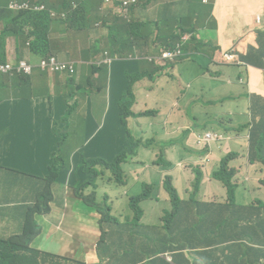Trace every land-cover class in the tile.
Wrapping results in <instances>:
<instances>
[{
	"label": "crops",
	"instance_id": "0c3cea01",
	"mask_svg": "<svg viewBox=\"0 0 264 264\" xmlns=\"http://www.w3.org/2000/svg\"><path fill=\"white\" fill-rule=\"evenodd\" d=\"M15 1L28 2L29 0ZM118 1L120 0H114V3ZM160 1L136 0L139 4L138 7L131 11L127 18H119L117 24H123L124 22L130 24L132 19L139 16L135 12L137 9L146 3H150V7H154ZM0 2L4 4L8 3L6 0H0ZM105 3L111 4V0L109 2L105 0ZM208 5L211 8V18L215 21L214 24H216L214 29L205 25L207 24V15L202 14L203 7ZM240 6L256 10L264 7V0H170L169 4L163 5V11L167 15H170L168 19L170 26L163 27L162 31L165 40L179 34L176 28V20L183 19L181 15L185 14L186 11L198 13L199 18L204 17L203 25L200 24L201 19L200 21L186 19L187 29H194L193 39H191L190 35L183 37V39L188 38L183 46V58L175 64H170L173 65V70L170 74L167 73L166 78L162 75L166 72L164 71L154 76L152 82L145 79L132 87L134 97H132L130 109L134 110L135 113L133 115L135 118L134 120H127L129 130H126V135L128 139L134 137L131 136L132 133L137 138L149 140V146L143 144L141 147L147 149L145 152L147 156L153 154L154 157L156 155V151L151 150L154 145L152 137L156 133L151 116L159 113V109L157 108L158 101L169 104V108H163L166 119L162 123V126H166L167 131L165 135L162 134L161 148L158 149L163 153L167 151L169 155V160H165L167 166L163 167V173H161L159 178H163V181L165 176L170 179V170L178 175L183 174L186 171L185 168L181 169L183 163H186L183 160L185 158L190 160L195 157L185 150L179 151L180 145L170 146L171 141L181 139L182 133L186 132L187 139L196 150V154L202 151L207 153L206 163L200 160V158H196L194 161V163L204 164L207 172L210 169L207 164L211 162V159H218L215 151L222 144L214 143L211 147L203 150L202 145L198 147V143L195 141L197 137L203 138L204 134L207 133V130L204 133L199 132L200 127L204 126L208 128V126L213 124V121L211 118H208V114L202 117L196 111L188 109L191 97H197L198 91L202 90L203 92L201 87L195 86L200 74V68L199 64L193 63L191 58L197 57L208 60L216 67L218 70L216 74H221L223 80L228 82V84L220 86L222 92H229L233 97L245 94L250 96L261 92L252 90V72L256 69L250 68L239 60V56H245L250 47L256 49L253 46L256 43V39L249 36L238 45L230 41V39H235L233 33L230 32V23L234 14L237 13L235 12L231 18V10ZM116 7L115 4L114 7H107L105 12L106 24H91L90 27L83 28L85 30L83 32L81 30H74V24H67L73 28L70 30H73L76 34L86 36V42L95 46L91 54L85 57H79V52H75L77 49L80 50L79 44L84 39L83 37L69 33V31L64 29L65 26L63 24L50 28L52 29L50 32L46 31L47 36L43 46L47 44L50 56L55 57L58 61L74 63L71 71L50 74L35 69L32 75L28 77V83L21 92L24 99L16 97L20 93L16 92L14 88V78L6 79L8 81L7 86L0 89V166L5 168V170H0V174L3 173L7 176V179L0 180L1 214L3 219H9L7 222L8 228H16L15 234L7 232L9 233L8 238L22 231L28 211L36 203L41 204L39 203L40 199L46 191L44 178L47 176L48 169L55 157L58 160L55 165L57 178L51 185L52 201L49 204L50 211L44 214L40 208L34 210L33 221L37 225L38 230H40V234L33 242V247L48 252L52 245L49 238L59 234L61 240L69 245L73 255L70 256L58 252L53 254L68 256L76 260H81L85 257L87 264H112L110 253L114 243H112L111 237L112 233L115 232L116 240L122 233V239L118 243V255L124 259V263L120 264H190V259L195 256L196 251L202 253L215 251L214 248L207 249V246L210 245L200 243V240L207 241L206 237L210 234L209 228H205L206 226L199 228L198 225V231L205 228L200 233V239L194 240L191 244L192 246L185 244L174 246L171 253V234L170 237L168 235V232L171 233V226L160 231L156 230L160 226V219L164 211H169V199L167 198H163L162 202L166 207L162 209L161 216L155 219L148 217L146 210H142L140 207V203L149 199V197L141 200L138 203V207L141 209L138 221L134 220V212L130 209L131 201L129 199L128 210L124 213L121 220L116 219V223L104 225L107 231L104 241L98 246L94 255H86L85 244L90 239H94L93 228L97 226L96 213L99 212L100 207H92L97 196L96 192L91 194L94 195V202L87 204L83 201V195H89L93 186L91 188L85 186L88 178L85 177L83 167L79 165V158L88 162L102 161L105 164L111 163L109 161L111 151L108 149V143L117 141L116 124L120 111V107L116 102L117 97L125 87L127 89L128 76L135 77L138 73H144L147 78L153 76L159 69L148 63L140 64L136 60H127V57L121 60L118 56H113L114 50H118L120 46L116 41L119 43L127 41L130 44L129 37H126L125 34L120 36L116 33L114 34L116 29L114 10ZM160 9L161 6L157 7L158 11H151L148 8L146 16H157L160 14ZM7 10L12 12L10 6H7ZM149 12L151 13L149 14ZM60 14L53 12L52 19L60 17V19L64 20L65 17ZM142 15L144 16V13ZM219 16L221 18L218 22ZM258 18L261 23L253 28L249 26V22L245 18L248 30L252 31L258 27H264V22L262 24L261 18ZM10 20L12 21V18L0 16V34L5 28L10 27L9 24H6ZM226 23V27L222 28L220 24ZM130 25L133 28L136 26V24ZM200 25H202V28ZM31 26L34 29L35 35H38L42 30V25ZM226 29H228V34L225 35ZM137 34L136 32L132 34L135 41L144 43V41H141L142 38ZM154 39L155 36H152L151 41ZM212 39L215 40V44L220 49V53L218 54L209 47V40ZM114 44L116 46L115 49ZM175 45H180V43H176ZM232 45L247 49L239 54L235 52L237 56L235 63H227L223 60L222 55L230 52ZM27 46L28 43H24L21 35H14L12 33L7 35L5 37V48L6 54H9L10 57H6V61L12 60L15 57L18 61L25 60L36 66L41 58L33 57L31 51L26 49ZM164 49L158 46H150V49L142 51V54L147 57L157 56ZM120 50H122L121 47ZM104 53L105 57L100 59L99 56ZM228 65H232L234 68ZM237 70H244L247 76L243 77L241 73H237ZM0 77L4 78L3 76ZM221 77L217 78L221 79ZM169 78L170 81L167 80ZM84 79L87 80V84L92 88L90 94L86 97L83 95L81 97H66L71 92V88H79L84 83ZM236 79L239 86L244 90L243 93H241L242 89L237 87L235 83ZM263 81L264 72L259 71V82ZM96 93L99 95V99H96ZM241 100H243L242 105L249 101L246 97H242ZM211 102L212 100H207L205 103L206 107ZM196 103L198 104L199 102L197 101ZM37 108L40 110V115L34 113V109ZM182 108H185L187 112L186 117L180 115ZM137 116L141 117L138 118ZM220 116H223V114ZM98 119H100V124H98ZM191 119L195 123H192ZM250 121L251 116L248 113L247 105L234 116V123L231 129L224 123L215 122L216 127L209 129V132H221L229 136L231 141L230 146L241 153L243 150L242 143L245 141L244 138L247 136V133L241 134L240 128ZM59 123L64 124L66 128L62 142L58 140L54 131L58 129ZM79 124L83 125L81 131L77 129V125ZM25 125L43 136L42 139H38L41 143V148L34 152H32L25 142L30 140L31 134L29 131H25ZM136 128H138L139 132H136ZM230 130L235 131L236 134L231 133ZM172 152L174 153L175 163L180 161L178 166H175L176 164L174 163L170 166ZM152 165L156 166L155 162ZM95 168L100 172L102 165H98ZM134 172L137 173L136 171ZM107 176L111 178L110 171L107 172ZM143 177L151 179L149 173H145ZM96 181L100 184L117 185L113 179L112 181H107L97 178L94 183ZM133 183L132 180L128 188L129 195H141L142 192L131 191L133 190ZM209 183L206 177V180L201 183L199 188L203 186V189L206 190ZM150 185H154V191L157 188H163V182H159L158 184H145L142 186V189L144 187L149 189ZM174 185L178 188V194L184 198L182 196V192H184L182 189L185 186L177 183H174ZM211 186L215 187L212 192L204 190L199 192L200 197L196 199L197 202L202 204L204 198L212 199L222 195L221 186L218 183L216 186L213 184ZM123 193L126 194V191ZM23 208H26V211ZM196 213H198L196 205L190 207L186 212V214L191 215ZM188 220L194 223L199 222L201 219L193 218ZM159 232L163 239L166 240L165 249L163 250L166 252V255H163L162 251H159L158 245L151 240ZM142 237H146V240ZM57 243H53L52 247H58L55 246ZM104 246H106L104 252L100 254V250ZM225 246L219 247L218 253L212 256L214 260L215 258H220L221 262L224 260L220 251ZM72 247L79 254H76ZM191 252L192 256L190 255ZM180 255L184 257L180 258Z\"/></svg>",
	"mask_w": 264,
	"mask_h": 264
},
{
	"label": "trees",
	"instance_id": "16d2710c",
	"mask_svg": "<svg viewBox=\"0 0 264 264\" xmlns=\"http://www.w3.org/2000/svg\"><path fill=\"white\" fill-rule=\"evenodd\" d=\"M72 1L74 0H29L23 4L19 13L16 14L7 10L8 3L4 4L0 2V16L12 18V21L10 20L6 22L10 27L5 28L0 34V64L5 63L7 60L5 37L10 35V33L21 35L24 43H28V45L31 44V54L33 57L41 59L48 58L50 56L48 46L47 44L43 46L47 36L46 31L59 24H63L68 29H73L67 24L75 22L80 15L81 3H83L84 0H81L75 9H71V4H73ZM114 4L117 6L114 10V19L116 20L114 34L116 33L118 36L125 34L130 40V44H128L127 41L122 43L116 41L120 46L118 50H114L113 56L116 55L121 60L124 59V57H127V60H138V62H141L140 64L146 62L153 65L154 63L146 61L147 56H144L142 51L149 50L150 46H161L166 50H170L176 46V43H180L183 51L184 43L188 40V38L183 39V37L185 35H190L191 39H193L194 29H187V22L185 19L176 20V28L179 34L177 36H171L166 40L162 35L163 27L161 31L156 32L159 28L156 26L154 27V24H136L135 28L127 22L117 24L119 18H127L129 15L126 16L128 11H133L139 4L136 3L131 6L127 12H125L122 3H114V0H111V4L107 5L114 7ZM25 7H28V9H25ZM39 7H43L44 11H35V9ZM53 12L58 14L61 13L60 15L64 16L65 19L62 20L59 17L58 19L52 20L51 16ZM203 18L204 17L200 18V24H204ZM31 25H42V30L38 35L34 34V29ZM86 27V25L83 26V28ZM74 30H80V28H77V24H74ZM134 32L138 33L137 35L142 38L141 41H144V43L135 41L132 37ZM230 32L233 33L235 38L230 39V41L235 45L240 44L241 41L249 36L256 39L258 48L254 49L253 47H250L245 56H239V60L250 68L264 72V27H258L252 31L248 30L245 17L235 13L232 22L230 23ZM226 34H228V29L225 31V35ZM152 36H155L153 41H151ZM156 41L159 42V45H155ZM209 42V47L216 54L220 53V49L215 44V40L212 39L209 40ZM120 47L122 50H120ZM115 48L116 46L114 44V49ZM182 58L183 55L172 64L179 62ZM198 59L200 58H191L193 63H198ZM165 67V65H161L160 69H164ZM157 71H159V69ZM157 71L153 76L147 78L144 73H138L135 77L128 76L126 95L130 99L126 100V106H131L132 104V97H134V90L132 87L136 83L145 79L152 82L153 77L160 74L157 73ZM6 79L8 80L9 78L0 77V89L7 86L8 81ZM13 81L15 83L14 88L16 92L20 93L16 97L24 99L21 92L23 91V86L28 83V77L14 78ZM242 97L248 98L249 101L244 105H242V102L240 105H236L238 106V111L248 105V113L251 116V121L240 128V133L242 134L246 132L248 136V139L246 136L244 138L245 141L242 143V152L239 153L237 149H231L227 152L224 149L227 141L220 142L222 144L215 151L218 159H211V162L207 165L211 169L210 180H212L213 185L216 186L218 183L221 186L222 195L212 199L204 198V202L200 204L196 201L194 196L187 197L191 191H196V189H194L195 187L197 189L199 188V186L193 187L191 184L195 179L194 175L188 176L189 184L184 185L185 187L182 189L186 195L184 198L178 194V188L174 185L173 179L171 177L169 179L167 176L164 177V198L169 199V210H171V216H173V219L175 220L174 229L181 232L194 231L193 238L196 241L200 239V233H202L205 228H209L210 234L206 237L207 241L200 240V243L210 245L207 246V249L214 248L215 251L207 253L196 251L194 254L195 256L190 259V264H264V196H257L258 192L264 191V97L255 93L250 96L248 94L237 97L231 96L228 99L237 102L241 100ZM34 113L40 115V110L38 108L34 109ZM237 114L238 112H227L223 114V116H220L218 122L226 124L228 128L231 129L234 123V116ZM121 115L122 123H124L125 117L133 114L129 113L127 109L122 107ZM137 117L140 118L141 116ZM58 128H61L62 131L57 132L58 129L54 131L58 140L62 142L64 140L66 128L62 123H59ZM230 132L236 134L235 131L230 130ZM171 145L181 146V142L173 141L170 146ZM247 148H249V150L246 151ZM162 153L163 152L156 151V155L154 156V158L157 159L155 161L156 166L161 169L167 166L166 161L162 160ZM170 159H172V162L170 161L171 166L174 161L173 152ZM119 161L120 160L117 159L111 164L102 165L100 172L90 165L88 169H90V172L92 173L93 180L99 178L101 180L112 181V179L107 176V172L114 168H118V165L120 164ZM86 162L87 161L79 158V165L83 167L85 177H87ZM203 174L204 173L202 172L197 173L196 177H198L199 180L197 183L206 180V177L204 178ZM56 178V171H54L53 168H49L48 175L44 178L46 191L40 199L39 203L41 204L39 205L36 203V205L28 211L23 223L22 231L19 234L9 238H0V264H47L49 258L56 259L57 264H84L79 262L80 260L64 255L49 253L32 246L33 242L40 234V230H38L37 225L33 221L34 210L40 208L44 214L50 211L49 204L52 201L51 185ZM123 179H125V176H120L114 181V183L124 184ZM151 188L154 190V185H150L149 189ZM239 190L243 192L242 200L245 201L244 204L238 199ZM249 194H253L254 198L247 202ZM145 197L146 196L143 194L139 196L129 195L131 201L130 204L134 210L135 221L139 220L138 215L141 214V209L138 207V203ZM93 200L94 195H91L86 202L87 204H90ZM193 205L197 206L198 213L194 215L186 214L187 210ZM99 212L102 214V221L99 223L101 231L100 242L102 243L107 233L104 225L110 223L114 224L116 223V220L110 216V209L107 206H101ZM193 218H199L201 220L194 223L188 220ZM161 219L160 226L156 228L158 231L164 229L161 224ZM168 225L171 226V222ZM198 225L199 228L206 227L198 231ZM111 239L112 243H114L110 253L112 264L124 263V259L122 257L120 258L118 255V243L122 239V233L116 240L115 232H113ZM151 240L158 245L159 251H162V254L166 255V252L163 251L165 249L166 240L163 239L160 232ZM172 243H174L173 240H171V253L173 252V247L177 246L175 244L172 245ZM222 245L226 246L220 251V254L224 259L221 262L220 258H215L214 260L212 256L218 253L219 247ZM189 246L192 245L190 244ZM190 255L192 256V252ZM179 257L183 258L184 256L180 255Z\"/></svg>",
	"mask_w": 264,
	"mask_h": 264
},
{
	"label": "rangeland",
	"instance_id": "374dc122",
	"mask_svg": "<svg viewBox=\"0 0 264 264\" xmlns=\"http://www.w3.org/2000/svg\"><path fill=\"white\" fill-rule=\"evenodd\" d=\"M81 0H74L72 1L73 4H71V9H75L77 7V4L80 3ZM170 0H161L158 4H156L154 7H150V3H146L144 6H142L141 8L137 9L135 12L138 13V17L134 18L131 20L130 24H154V27H158L159 30L156 31L155 28L154 30L156 32H159L162 30V27L165 26H170V21H168V19L170 18V15H167L164 11H163V5L165 4H169ZM161 6V9L159 10V15L155 16H150L147 17L146 16V10L149 8L155 11L157 10V7ZM108 5L105 3V0H84L83 3H81V8H80V15L78 17V19L73 22L72 24H77V28H80V30L83 32L85 30H83V26L86 25L87 27H90L91 24H106V16H105V12L107 10ZM131 11L129 10L128 13L126 14V16L130 13ZM211 8L210 6H205L202 9V14L207 15V24H205L206 26L211 27V29H214L216 24L215 21L211 18ZM237 12L238 14L243 15L249 22V26L251 28L253 27H257V18L260 17L262 20V24L264 22V7H260L256 10H253L250 7H244V6H240L237 7L236 9H232L231 10V18L233 16V14ZM142 13H144V16L142 15ZM151 12H149L150 14ZM183 17V19H192L195 21H200L199 15L198 13H193L192 11H186L185 14L181 15ZM56 18H58V16H56ZM221 17H218V22L219 19ZM52 19V16H51ZM55 20V19H52ZM203 25V24H202ZM202 25H200V27L202 28ZM222 28H225L226 24H220ZM58 26V25H56ZM262 26V25H261ZM65 30L69 31V33H72L75 36H79V37H83L84 39L80 42L79 46H80V50L77 49L75 50V52H79L78 55L79 57H85L86 55L91 54V52L94 49V45L92 44H88L86 42V36L83 35H79L76 34L73 30H70L68 28H64ZM52 29L47 30L48 32H50ZM156 45H159V42L156 41ZM255 48H258L257 43H255L253 45ZM161 47V46H160ZM163 48V47H162ZM29 51L31 50V44H29L26 48ZM247 48H242V47H237L232 45L231 46V51H235L237 54L243 52V50H246ZM225 52V51H224ZM6 57H10L9 54H6ZM105 57V53L102 54L101 56H99V58H103ZM151 59V58H149ZM148 59V61H149ZM12 60H16V58L14 57V59ZM138 61V60H137ZM141 63V62H139ZM146 63V62H144ZM172 63H169L168 65H165L166 67L164 69H160L159 67V71H157V73H163L162 75L165 76V78L167 77L168 74H170L173 70V65H170ZM198 64H199V68H200V74L198 77V80L195 84L196 87H201L203 89L201 91L197 92V97H191V99L189 100V105H188V109H192L193 111H196L197 113H199V115H201L202 117H204V115L208 114V118H211L213 121V124L211 126H208V128L201 126L199 129V132L204 133L207 130V133L204 134V138H208L211 136V134L213 132H209V129L215 128L216 124L215 122H218L220 119V115L221 114H225L227 112L230 113H237L238 112V106L236 105H240V103L242 102L241 100L237 101V102H233L230 100H227L229 97L232 96L231 93L229 92H222L221 91V87L220 86H224L226 84H228V82H226L225 80H223V78L221 77V74H216L218 73V70L216 69V67L208 60H204V59H198ZM231 68H234L232 65H228ZM156 67V66H155ZM170 68V70H169ZM168 73V74H167ZM237 73H241L243 77L247 76V73L242 70L239 71L237 70ZM216 74V75H215ZM215 75V76H214ZM221 77V79L218 78ZM164 78V77H163ZM184 79H186L185 76H183ZM170 81V78L167 79ZM172 80V79H171ZM259 71L254 70L252 72V90L256 92L257 91H261L259 92L258 95H264V81L263 82H259ZM235 83L237 85V87H240L242 89L241 86H239L238 84V80H235ZM26 86V84L23 86V88ZM170 86V83H169ZM249 88V86H248ZM92 90V88L89 86V84H87V80L84 79V83L79 87H72L71 88V92L67 95L68 97H81V95H83L84 97L88 96L90 94V91ZM244 90L242 89L241 93H243ZM96 99H99V95L96 93L95 94ZM130 98L126 95V87L122 90V92L119 94V96L117 97V104L120 107V111L118 114V119H117V124H116V129H117V141L114 142H109L108 143V149L111 151V158H110V162L113 163L115 162L117 159H119L120 164L118 165V168H114L110 171V175L113 178V180H116L117 178H119L120 176H125V179H123L124 184H100L96 181L95 185L92 187V191L90 192L89 196L91 194H93L94 192L97 193V196L95 197V202L93 204V208H97L99 205H105L108 206L111 210L109 212L110 216L113 219H118L119 221L121 220L122 216L124 215V213L128 210L129 207V192H128V188L130 185V182L133 180V190L131 191H135L137 193L142 192V194L146 197H149V199L143 201L142 203H140V207L142 208V210H146L147 216L150 218H159L161 216L162 213V209L164 207H166V205L162 202L163 198L162 196L165 195V192L163 190V188H157L155 191L153 190V188L151 189H147V188H143L142 186L145 184H158L159 182H163V178L159 179L161 176V173H163V169L159 168L158 166H153L152 163L155 162L157 159L153 157V154H150L149 156H147L145 154L147 149L141 148L143 144H146V146L150 145V141L149 140H144V139H140L137 138L136 135H133L131 133V136L133 138L128 139L127 135H126V130L128 129V123L127 120H134V115H127L125 117L124 123H122V115H121V109L122 107H124L125 109L128 110L129 113L134 114V110L130 109V106H126V100H129ZM207 100H212L211 103H209L206 107V101ZM199 102L198 104L196 102ZM158 106L157 108L159 109V113L154 114L153 116H151V120L152 123L154 124L155 128H156V133L154 134V136L152 137L154 139V145L153 148L151 150L154 151H160L158 149L161 148L160 144L162 143L161 139L163 137L162 134H166L167 128L166 126H162V123L165 121L166 116L164 115L163 108H169V104L167 102H163L161 103L160 101L157 102ZM180 115L182 117H186L187 112L185 110V108L181 109ZM140 121V120H139ZM192 123H195L192 119H191ZM98 124H100V119H98ZM170 126V125H169ZM83 125L80 124L78 125V130L81 131L82 130ZM25 131H29L30 134V140L29 141H25L27 143V145L31 148L32 152L36 151L37 149H40V141H38V139H42V134H40L39 132H37L36 130L29 128L27 125L24 126ZM136 132H139L138 128L135 129ZM62 129L58 128L57 132H61ZM233 138V137H232ZM228 140V139H227ZM174 141H180L181 142V146L179 151L182 152V150H185L187 153H189L191 156H195V157H191L192 159H188L185 158L183 161L186 162L185 164L183 163V165L181 166L182 168H185V172L181 175H178L177 173L173 172L172 170H170V177L173 179L174 183H177L179 185H186L189 184L188 181V176L189 175H194L195 179L193 181V185L195 186H200L201 183H197L199 182L198 177H196L198 172H202L204 173L203 176L205 178V176L208 179V182H210L206 188V190L203 189V186L200 188H196V191H191V193L189 195H187V197L189 198L190 196H194L196 199H198V197H200V191H209L212 192V190L215 188L214 186L212 187V180H210V174H211V170L209 169L208 172L206 171L207 168L205 167L204 164L202 163H194V161L196 160V158H200V160H202L203 162L206 163V155L207 153H205L204 151L199 152L196 154V150L193 148V146L190 145L189 140L187 139V134L186 132L182 133L181 135V139L180 140H174ZM196 143L200 142L199 138L195 139ZM173 142V141H171ZM192 142V141H191ZM230 142L231 141H227V143L224 146V149L229 152L231 149H235L232 146H230ZM210 143V138L206 139V144ZM141 148V149H140ZM207 158H209L207 156ZM162 160H169V155L168 152H164L163 156H162ZM174 164H176L175 166H178L180 161H177L175 163V161H173ZM208 165V164H207ZM87 170H86V176L88 177L87 180V185L90 183V181L93 180V176L92 173L90 172V169H88V167L90 166L89 163L86 162L85 164ZM1 170H5L4 167H1ZM154 169V170H152ZM134 171H136L137 173H135ZM207 172V173H206ZM145 173H149L150 178L151 179H146L144 178V174ZM251 176V175H249ZM164 177V176H163ZM247 178V177H246ZM7 179V176L3 173L0 174V180H5ZM144 182H146L144 184ZM149 182V183H147ZM162 187V184H161ZM126 191V194H124L123 192ZM242 194L243 192L241 190L238 191V199L241 203H245V201L242 200ZM264 196V191L258 192L257 196ZM182 196L185 197V193L182 192ZM254 198L253 194H249L248 197V201H251ZM1 208L2 205L0 206V238H8V234L7 232H13V234H15L16 232V228H8V224L7 222L9 221V219H3L2 214H1ZM24 211H26V208H23ZM97 212V211H96ZM97 216V226L95 228H93V234H94V239H90L86 244H85V251H86V255H94V253L97 251L98 246L101 245V231H100V226L99 223L102 221V214L100 212L96 213ZM126 220V219H125ZM174 219L173 216H171V210L169 211H165L162 215V219H161V224L164 227V229L168 228L167 226H169L168 224H170L171 222V233L168 232V235L170 237L171 234V240L174 241V243H172V245H179V244H185V245H190L192 244V242L194 241L193 238V233L194 231H187V232H181L178 230L174 229ZM144 240H146V237H142ZM53 243H57L55 244V246L58 247H51L49 248L48 252L51 253H60V254H65V255H70L72 256L73 253L69 247V245L65 242H63L61 240V237L59 234H56L55 236L49 238ZM106 246L103 247L102 250H100V254H102L104 252ZM72 249L74 250V252L76 254H79L78 251H76L73 247ZM85 255V256H86ZM77 258V257H76ZM79 262H82L84 264H87L85 257H83ZM47 264H57V260L56 259H52L49 258L47 260Z\"/></svg>",
	"mask_w": 264,
	"mask_h": 264
},
{
	"label": "built area",
	"instance_id": "2783aa9c",
	"mask_svg": "<svg viewBox=\"0 0 264 264\" xmlns=\"http://www.w3.org/2000/svg\"><path fill=\"white\" fill-rule=\"evenodd\" d=\"M110 0H106V2H109ZM135 2H124L123 8L125 9V12L130 8V6L134 5ZM23 7V6H22ZM21 7V8H22ZM25 9H28V7H25ZM35 11L42 12L44 11L43 7L36 8ZM257 24H260L261 21L258 18L256 20ZM183 55L182 48L180 45H176L174 48L170 50H161L157 56H148L146 58V61L149 63H154L153 65L160 67L161 65H166L168 63H174L178 58H180ZM223 60L227 63H235L236 62V54L233 51L226 52L222 55ZM109 63V62H107ZM35 69L40 70L43 73H50V74H57V73H66L73 69L72 63H66V62H60L55 57L49 56L48 58L41 59L36 66L33 64H30L27 61H18V60H9L6 61L3 64H0V76L8 77V78H18V77H29L32 75L33 71ZM200 142L198 143V147L202 145V149H206L208 147H211L214 143L229 140L230 137L225 135L221 132H213L210 138V143L206 144V139L208 138H200Z\"/></svg>",
	"mask_w": 264,
	"mask_h": 264
},
{
	"label": "clouds",
	"instance_id": "9594fccd",
	"mask_svg": "<svg viewBox=\"0 0 264 264\" xmlns=\"http://www.w3.org/2000/svg\"><path fill=\"white\" fill-rule=\"evenodd\" d=\"M6 1H8V6H10L11 8H12V13H19V11H20V9H21V7L23 6V4L24 3H26V2H17V1H15V0H6ZM131 1H134L135 2V4L137 3L136 2V0H120V1H118L119 3H124V2H131ZM134 4V5H135ZM133 6V5H132ZM131 7V6H130ZM166 50V49H165ZM69 63H72V62H69ZM73 64V66H74V63H72ZM58 74V73H57ZM66 97H68L67 95H66ZM80 125V124H79ZM77 129H78V125H77ZM212 132V131H211ZM217 133V132H216ZM224 141H230V139L229 140H224ZM220 142H223V141H220ZM220 142H216V143H220ZM57 158H55L54 157V159H53V161H52V165L49 167V168H53L54 169V171H56L55 170V165H56V163H57ZM88 162V161H87ZM90 165H92L93 167H97L98 165H104L105 163H103L102 161H94V162H88ZM109 164H111V163H109ZM48 171H49V169H48ZM111 171V170H110ZM56 173H57V171H56ZM48 175V174H47ZM112 178V177H111ZM113 179V178H112ZM56 180V179H55ZM88 180V179H87ZM87 180H86V182H85V186L87 187V188H91L92 186H94V182H95V180H92V181H90V183L87 185ZM115 181V180H114ZM53 184V183H52ZM88 197H90L89 195H87V196H85V195H83V201H85V203H87L86 201H87V199H88ZM92 202H94V200L92 201ZM91 202V203H92ZM101 206H105V205H99L98 207H101ZM130 209H131V211L133 212L134 210L132 209V207H131V204H130ZM100 210V209H99ZM116 220V219H115Z\"/></svg>",
	"mask_w": 264,
	"mask_h": 264
}]
</instances>
